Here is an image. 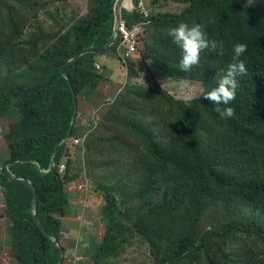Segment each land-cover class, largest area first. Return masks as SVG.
Masks as SVG:
<instances>
[{"label":"rangeland","instance_id":"1","mask_svg":"<svg viewBox=\"0 0 264 264\" xmlns=\"http://www.w3.org/2000/svg\"><path fill=\"white\" fill-rule=\"evenodd\" d=\"M130 1L125 0L124 9L132 10L142 1L150 15L157 16L161 27L153 26L152 43L138 49L144 51L148 61L144 57L140 59L138 54L124 64L132 69L126 67L132 80L127 79L125 71L119 81H112L119 83L116 91L102 99H96L94 93L111 89L107 78L94 89L85 86L76 95L78 113L74 137L86 134L87 138L83 147L78 146L76 155L73 147H68L72 161L70 172L79 176L67 184L65 190L71 207H77L79 218L82 207H87L89 218L86 223L78 218L75 231L70 232L63 225L65 229L58 242L65 249L62 264H94L95 245L109 242L115 247L114 256L110 257L104 251L105 259L98 264H264V206L257 202L243 204L239 199L230 202L227 197H218L206 200L202 208L192 212V200H188L175 214H167L159 221L166 236L160 244L158 257L153 254L151 244L135 231L133 222L145 215L147 204H154L166 194V178L155 186L157 194L147 182L148 147L151 142L160 150L168 145L173 138L174 126L183 121L182 113L178 111L180 105L187 107L195 126L197 147L206 150L205 156L216 172L227 171L228 179L235 182L246 178L264 179V117L247 121V127L235 136L226 152L222 166H216L219 157H212L209 152L226 136V128L222 125L226 122L206 112L199 101L208 86L215 85L221 75L226 74V68L212 72L200 82L194 81L198 79L194 72L185 80L165 76L166 82H162L161 77L156 76L161 75V70L170 68L169 61L178 58L176 50L180 52L169 41L167 29L180 23L189 26L197 23L187 19L173 25L169 20L161 21V17L180 15L190 6V1L137 0L136 4ZM235 1L251 11L264 12V0ZM95 7V0H0V80L5 82L0 81V88L47 79L60 63L67 61L66 56L74 48L78 35L75 25L87 22ZM114 9L115 4L113 12ZM199 21L202 23L203 18ZM250 29L245 25V31ZM151 37L148 33L145 39ZM110 47L104 54L118 59L110 52ZM98 50L85 52H94L101 62L102 49L97 53ZM168 55L171 56L167 63L164 57ZM141 61H145V65ZM136 62L139 74L133 75L132 67ZM174 69L186 73L179 65ZM102 73L100 75L106 77L112 71L106 73L105 69ZM90 99L95 101L94 111L86 115L83 108L90 106ZM112 99L115 102L109 104ZM0 122L8 124L7 119ZM4 125L0 123L2 133ZM240 147H245L240 154L242 160L235 166L233 153H238ZM3 191L0 186V264H15L10 224L4 214ZM117 201L119 211H116ZM108 207H111L112 219ZM102 211L107 219L102 217ZM71 212L74 214L73 210Z\"/></svg>","mask_w":264,"mask_h":264},{"label":"trees","instance_id":"2","mask_svg":"<svg viewBox=\"0 0 264 264\" xmlns=\"http://www.w3.org/2000/svg\"><path fill=\"white\" fill-rule=\"evenodd\" d=\"M189 1L190 6L180 15H163L161 21L169 20L176 25L180 21L193 19L203 26L210 41L224 46L222 56L212 50L203 52L202 65L195 75L198 71L218 73L225 68L227 71L233 46L237 43L247 45V51L241 57L248 69L247 74L237 77L239 86L235 100L222 106L233 107L235 115L223 119L226 122L222 124L226 128V136L209 152L212 157H219L216 166L221 167L235 136L244 131L247 121L264 117V12L251 11L235 0ZM115 2L116 0H95L96 7L92 17L74 27L78 35L74 48L66 56L67 61L60 63L59 68L47 79L7 85L3 90L0 88V121H8V124L2 122L5 124L2 137L8 156L0 165V186L4 188V214L10 224L12 258L15 264H57L62 247L58 242L62 229H65L62 221L73 214L65 186L79 176L70 172L72 161L68 147L72 145L69 138L63 141L73 116V99L67 81L75 95L85 86L90 85V89H94L103 81L101 75L93 72V58L96 56L94 52L73 58L88 49L100 50L112 41ZM131 2L136 4L137 0ZM121 17L128 26L139 20L134 9L129 11L122 8ZM150 18L151 27H161L157 16L152 15ZM200 18H203L202 23ZM245 25L251 29L245 31ZM117 45L118 43L110 47V52L114 53ZM170 56L164 57L165 62L168 63ZM71 59L73 60L66 64ZM180 59L181 52L178 58L176 56L175 60L169 61L170 68L159 73L176 80L191 77V74L178 73L174 69L179 65ZM199 105L206 112L220 117L214 110L216 105L210 101H199ZM178 111L182 113L183 121L174 126L173 138L168 145L160 150L151 142L148 147L147 182L157 194L155 186L166 178V194L154 204L148 203L145 215L133 222L135 231L151 244L156 257L160 255L159 247L166 236V230L159 225V221L167 214H175L188 200H192V212L202 208L206 200L218 197H227L230 202L239 199L243 204L257 202L264 206V179L255 181L246 178L235 182L228 179L230 174L227 171L216 172L205 156L206 150L197 147V132L187 107L180 105ZM75 133L74 127L70 138ZM244 148L240 147L238 153H233L235 157L232 161L235 166L242 160L240 154ZM73 149L76 155L79 147ZM62 164L65 170L60 173L59 167ZM35 199L36 213L33 214ZM117 206L116 211H119L118 201ZM108 208L110 216L111 207ZM101 215L107 219L104 211ZM110 218L112 219L111 216ZM109 243L95 245L97 254L93 259L94 264L105 259L104 251L108 256H114L115 247ZM62 249L65 253L64 247ZM63 261L62 255L58 264Z\"/></svg>","mask_w":264,"mask_h":264},{"label":"clouds","instance_id":"3","mask_svg":"<svg viewBox=\"0 0 264 264\" xmlns=\"http://www.w3.org/2000/svg\"><path fill=\"white\" fill-rule=\"evenodd\" d=\"M140 3H142L143 7L148 12V15H149L148 19L150 21V23L146 27H144V30L140 35H142V34L148 35V33H150L152 35V37L150 39H148L146 44L142 47V49H143V48H145V46H148L149 44L152 43L153 33L151 31V29H152L151 18H150L151 15H150L148 9L146 8V6L143 4L142 1L138 2L136 4V7L133 8L135 10L136 14L139 16V20L136 23H133L132 25H135V24H137L143 20L142 16L140 14H138L136 11V9ZM123 4H122L121 9L124 8ZM129 11H131V10H129ZM120 22L125 23V21L122 20V17H121ZM120 22H119V25H120ZM125 25H126V23H125ZM132 25L131 26L127 25L128 26L127 29H131ZM167 35L170 37L172 43L181 52V59L179 61L180 70L184 71L188 74H192L193 72L195 73L197 71V69L202 65L201 54L203 52H205L206 50L216 51L221 56L224 54L223 44L218 43L216 41H210L208 39L207 34H206L202 25L194 24L192 26H189L186 23H180L178 26L169 27L167 29ZM121 42H122V38L120 36L119 26H118V40L116 41V43H118V45L121 46ZM142 42L144 43V41H142ZM142 42H140V41L137 42L136 50L133 53L126 55L125 49H122V52H117L115 49L113 54H116L119 61L123 64H125L128 60L132 59L134 55H137L140 53H143V57L148 61V58L145 56L144 51H140V52L138 51V49H140V46H138V45H140ZM116 43H114L113 45H115ZM113 45H111V47ZM246 51H247V45L246 44H244V43L235 44L233 46V55L231 58V62L227 66L226 74L224 76L221 75L218 83H216L215 85L208 86V91L201 94L203 96V99L201 100V102L203 100L204 101H210L212 104L216 105L214 110L216 113H218L220 115V117L222 119L232 118L235 115V109L233 107H222V106L229 105L231 102H233L235 100L236 90L239 86L237 77L247 74L248 69L245 65L244 60L241 58ZM103 52H105V51H103ZM103 52H101V53H103ZM180 52L177 50L176 54H179ZM122 56H124V60H122ZM96 67H98V65H96ZM210 74H211L210 71H198L195 75V77L198 79H195L194 81L200 82L201 78H206ZM156 77L164 78L165 76L158 75ZM188 78H191V77H188ZM181 80H185V79H181ZM176 82H178V81H176ZM216 85H218V86L212 89V87L216 86ZM201 90H203L202 86H201ZM198 97H196V98H198ZM114 102H115V100L112 99L109 101V104L114 103ZM77 108H78V105H77ZM77 113L78 112H76V114H75V121L73 124V128L75 127V125L77 126V124H76L77 123V121H76L77 120ZM97 122H96V125H97ZM73 128H72V130H73ZM72 130H71V132H72ZM71 132L69 134V137H66L63 141H67V139L69 138L68 141L70 142V144L72 145L73 148L77 147V146L83 147L84 142L86 141L87 135L84 134L82 136L80 135V137H78V138H75V137L70 138ZM51 167H52V165H51ZM64 170H65L64 164L60 165L59 172L63 173ZM82 208L85 211L87 209V207H82ZM75 215H78V214H75V212H74V214H72V216H69V217H74ZM78 217H79V215H78ZM63 222H65V219L63 220Z\"/></svg>","mask_w":264,"mask_h":264},{"label":"crops","instance_id":"4","mask_svg":"<svg viewBox=\"0 0 264 264\" xmlns=\"http://www.w3.org/2000/svg\"><path fill=\"white\" fill-rule=\"evenodd\" d=\"M147 36V34H142L139 36L138 38V41L142 42L144 41V43L138 45V46H144L146 44V42L148 41V39H145V37ZM122 49H125L124 47L118 45L116 47V51L117 52H122ZM138 56V54L136 55ZM140 59L143 57V53H140L139 56H138ZM100 60L101 62L98 61V58L96 56V61L94 62V69L95 71H93L95 74L97 75H100V73H102L105 69H106V73H108L109 70L112 71V73L109 75V76H106V77H103V78H107L108 79V87L111 88V89H106V90H103V89H100V90H96L95 93H94V96L96 99H102L104 97H106L108 94H111L112 92L116 91L119 83H116V82H112L114 80L116 81H119L121 79V76L122 74L124 75L125 74V71L127 72V76H128V80H132V74L129 75L128 73V70L127 68H129V66L126 64V66L121 63L119 61V59H114L111 55H108V54H103L101 53L100 55ZM141 64L143 63L145 65V61L144 62H140ZM123 64V65H122ZM96 65H98V67H96ZM137 66V62L135 63L134 67L133 68V75L134 73L136 74H139L136 70V67ZM111 67L113 69H111ZM127 67V68H126ZM101 68V69H100ZM100 69V70H99ZM130 71H132L131 68H129ZM99 70V72L97 71ZM103 75V73H102ZM104 76V75H103ZM137 79V78H135ZM161 81L162 82H166V78H161ZM95 101L94 99H90V106H84L83 108V112H85L86 115H89L91 111H94L92 109L93 105H94ZM2 123V122H0ZM3 138H2V130L0 132V165L4 162V160L7 158L8 156V153H7V148L5 147V142H3ZM76 208L77 207H72L71 209L75 212V214H77V211H76ZM82 214H80V218L82 220L83 223H86L88 221V214H87V211H85L83 208H82ZM78 215H75L74 217H67L65 219V226L69 228V231H75V224H76V221L78 220ZM79 218V219H80ZM73 222V223H72ZM65 228V227H64ZM68 231V230H67Z\"/></svg>","mask_w":264,"mask_h":264},{"label":"built area","instance_id":"5","mask_svg":"<svg viewBox=\"0 0 264 264\" xmlns=\"http://www.w3.org/2000/svg\"><path fill=\"white\" fill-rule=\"evenodd\" d=\"M136 11L142 16V21L135 24V26L131 29H127L124 22H120L119 25V32L122 38L121 46L125 48L126 55L133 53L136 50V44L140 34L143 32L144 27L150 23L148 19V12L143 7L142 3L139 4Z\"/></svg>","mask_w":264,"mask_h":264},{"label":"water","instance_id":"6","mask_svg":"<svg viewBox=\"0 0 264 264\" xmlns=\"http://www.w3.org/2000/svg\"><path fill=\"white\" fill-rule=\"evenodd\" d=\"M125 0H117L116 3H115V11H114V29H113V38H112V41L107 43L104 47V49L102 48V51L103 52L105 49H107L108 47H110L111 45H113L114 43H116V41L118 40V26H119V22L121 20V7H122V4L124 3ZM101 50V49H100ZM99 52V50L97 51V53ZM100 52V53H101ZM87 52H81V53H78L73 59H77L78 57H80L81 55L83 54H86ZM73 59H71L69 62H67L66 64L70 63ZM67 84H68V87L70 89V92H71V95H72V99H73V117H72V120H71V124L69 126V130H68V133H67V136L66 137H69V134L73 128V124H74V121H75V114L77 112V102H76V96H75V93L72 89V86L70 85V83L67 81ZM51 165H52V162H51ZM39 169L41 170V166H39ZM37 204V201L35 199V206ZM36 213V207L33 211V214ZM63 255V249L60 248V254L58 256V259H57V264L59 262V258Z\"/></svg>","mask_w":264,"mask_h":264}]
</instances>
